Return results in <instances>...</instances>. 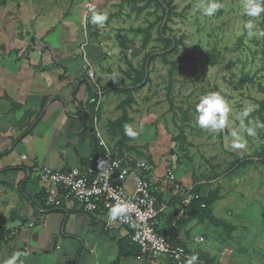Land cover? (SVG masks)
<instances>
[{
	"label": "crops",
	"instance_id": "obj_1",
	"mask_svg": "<svg viewBox=\"0 0 264 264\" xmlns=\"http://www.w3.org/2000/svg\"><path fill=\"white\" fill-rule=\"evenodd\" d=\"M95 1L94 6V0H0V213L6 210L5 217L0 218V264H6L17 252L23 253L24 264H173L166 258L148 261L142 254L129 255L131 243L122 251V245L131 241V233L110 221L103 210L88 215L71 203L60 210L45 203L36 162L59 172L75 168L87 171L100 152L91 132L92 114L88 110L97 89L84 70L82 44L88 43L86 52L95 64L100 102L103 97H114L117 103L120 96L108 90L117 83L116 79H122L123 71L114 68L110 58L113 50L107 49V41L100 39L106 36L107 28L91 21L94 12L105 9ZM31 22L32 35H28L26 26ZM263 103L236 122L234 128L245 147H231L234 174L243 165L245 170L237 177L253 183L249 195L254 197L247 205L250 214L237 215L233 224L227 223L209 236L195 232L199 227H195L196 217L201 216L198 213L187 212L186 217H179L180 201L167 185L168 173L175 174L184 188L198 187L201 197L215 201L222 199L221 187L210 191L206 186L222 181L223 175L213 178L214 172L208 173L194 158L186 161L198 166H182L180 156L186 149L180 146L181 142L173 146L176 136L165 120L153 110L143 112L137 98L129 110L132 122L125 126L131 125L138 135L128 136L127 146L134 150H123L124 161L132 167L133 174L138 172L137 164H145L142 176L153 186L158 207L163 209L159 233L169 243L186 248L192 256L219 262L220 254L232 249L235 254L226 258L225 264H264L263 148H259L262 157L258 153V145L264 142V112L262 116L258 113ZM114 104L115 101L101 105L99 116L93 115L99 124L108 114H119L120 102ZM245 128H251L253 134L249 135ZM105 135L109 136L106 131ZM191 143L195 142L187 139L185 147L197 151ZM200 143L203 149L205 145ZM143 146H149V151ZM223 188L227 189V185Z\"/></svg>",
	"mask_w": 264,
	"mask_h": 264
},
{
	"label": "rangeland",
	"instance_id": "obj_2",
	"mask_svg": "<svg viewBox=\"0 0 264 264\" xmlns=\"http://www.w3.org/2000/svg\"><path fill=\"white\" fill-rule=\"evenodd\" d=\"M133 1L98 0L99 4L105 7L101 13L107 15V20L100 24L107 28L106 36L100 39L107 41L105 46L107 49L113 50L110 52V58L113 60L114 68L123 71L121 80L126 84L131 83L125 76L126 72H133V68L141 67L147 54H160L164 48L159 41V28L162 23L155 25L163 16L162 8L156 4H147L144 0H137L136 3ZM166 1H172L176 6V15L168 25L167 34L177 39L182 38L184 44L179 52L168 58L170 62L182 60L180 69L173 77V110L168 100V87L172 80L169 75L171 66L166 65L160 57L149 64L150 83L139 91L141 93H133V97L138 99L141 107L143 106V112L153 110L160 119L165 120L173 135L178 137L183 130L187 139L195 142L191 144L197 148V151H189L188 146L185 147L186 145L180 141V146L186 149L183 152L185 154H180L182 166L188 169L200 163L199 166L207 168L208 173L214 172L213 178L223 175L222 181L218 180L212 186H206L210 191H216L221 187L222 199H216L211 203L213 216L220 219L221 225L216 227L210 220L201 216L196 217L195 221V227L199 226L195 231L196 234L200 235L203 232L209 236L227 223L233 224L237 215L250 214V206L247 205L254 197L253 194L249 195L253 183H247L245 179L237 177V173L244 172L243 165L234 174L231 130L236 127L238 120H242L241 113L246 108L250 107L252 109L250 113H253L260 103L264 102V37L249 35L248 30L244 28V24L251 21L253 33L264 30V12L258 17H249L243 10L245 0H218L223 7L209 17L198 11V5L202 2L207 3L208 0ZM96 3L94 0V6ZM151 26H153L152 37L143 50L141 48L143 35H135L133 31L148 29ZM124 36L135 42L127 51H123L119 45L120 38ZM115 50L119 51V55L115 54ZM213 91L219 92L231 109L228 126L219 133L201 129L196 123L198 115L196 104L199 98ZM125 99L126 95H120L117 103H122ZM114 101L115 106L116 98L103 97L100 105L105 106L107 102L110 104ZM239 106L244 110H240ZM121 116V111L119 114L112 112L106 119L100 121V130L110 146L112 141L115 142L117 138L118 141L121 136L111 137L108 125ZM105 131L109 136L105 135ZM200 142L205 145L203 149ZM115 146L112 148L116 154L119 152ZM259 148H263L264 152V142L258 145V153L262 157V150ZM143 149L148 152L149 146H143ZM241 155L243 158L247 157V154ZM186 158L192 160L194 158L197 164L186 161ZM236 160L240 159L236 158ZM217 165L222 168H217ZM244 181L246 183L241 185L240 182ZM224 184L227 185V189L223 188ZM251 209L253 210V207ZM230 212L232 214H229ZM4 213L6 210L0 213V218L5 217ZM231 241L233 239L229 240V243ZM212 262L217 263L214 260Z\"/></svg>",
	"mask_w": 264,
	"mask_h": 264
},
{
	"label": "built area",
	"instance_id": "obj_3",
	"mask_svg": "<svg viewBox=\"0 0 264 264\" xmlns=\"http://www.w3.org/2000/svg\"><path fill=\"white\" fill-rule=\"evenodd\" d=\"M87 47V42L81 46L84 70L90 82L97 91H100L95 64L86 52ZM97 111L98 109L96 113ZM93 129L100 152L93 157L91 167L87 171L75 168L69 172H59L48 166H39L36 162L38 177L45 190L46 205L51 209L60 210L64 205L71 203L84 214L91 215L103 210L108 215L113 205L125 202L131 206L127 213V222H123V217L114 222L130 231L131 241L139 248L141 254L148 261L163 257L173 264H187V260L192 257L188 250L169 243L159 233L163 209L158 207L153 186L142 176L141 170L146 168L145 164H137L138 172L133 174L132 167L119 154H115L106 141L96 115ZM131 182L132 185L129 187ZM167 185L171 186L173 196L180 201V218L186 217L187 212L196 207V204L200 203L203 210L208 208L201 202V196L194 191L195 187L184 188L172 172L168 173ZM200 242L203 243L204 239L202 238ZM234 254V250L226 249L220 254V261L217 263L197 258L195 264H225L224 260L233 257Z\"/></svg>",
	"mask_w": 264,
	"mask_h": 264
},
{
	"label": "trees",
	"instance_id": "obj_4",
	"mask_svg": "<svg viewBox=\"0 0 264 264\" xmlns=\"http://www.w3.org/2000/svg\"><path fill=\"white\" fill-rule=\"evenodd\" d=\"M147 2V4H156L158 7L162 8L163 11V16L160 17L156 24L157 25L159 22H161V26L159 28V41L161 44L164 45L163 51L160 54H147L143 60V64L141 67L138 68H133V72H126L125 76L131 81L130 84H126L124 80H118L116 79L117 83H113L109 86L108 90L116 92L118 95H126V99L120 103L119 105V110L122 112L121 118L117 119L114 122H111L109 126V133L111 137H116V135H120V139L116 143V149L119 152V156L124 158L123 150L126 151H133L134 149L128 148L127 144L130 142V138L124 133L125 125L128 123L132 122V119L129 118V110L132 108V106L135 104V99L133 97V93L139 92L142 89L146 87L147 84L150 83V78H149V64L154 63L156 59L159 57L163 59L164 63L166 65L171 66L169 70V75L172 78L170 85L168 87V100L172 106V110L174 107V100L172 99V93H173V86H174V81L173 77L176 74V72L180 69L179 65L182 63V60L179 59L175 62H170L168 58L172 56L173 54L179 52L180 47L183 46V40L182 38L177 39L175 36H168V31L169 27L168 25L172 21V18L176 15V6L172 1H166V0H144ZM137 0H134L133 3H136ZM166 20V23L164 24V21ZM153 29V26H151L148 29H136L134 30L135 35H143V42L141 45V48L143 50L146 49L148 46L150 39L152 37L151 30ZM135 42L134 40H130L127 37H122L119 40V45L123 49V51H127L130 46L134 45ZM76 94L73 95L75 99ZM100 96L98 95V91H96V94L92 95V98L90 102L88 103V110L91 112L92 116L89 118L90 123L93 127L94 124V117L93 115L96 114L99 116L100 114ZM13 108L16 109L17 106H15L14 103H12ZM96 109H98L96 113ZM264 112V103L259 110V114L262 116ZM35 127V126H33ZM182 142L185 145L187 144V139L186 136L181 130L180 134L178 137L173 139V146L178 142ZM10 152H6V154H9ZM194 191L199 194L198 187L194 188ZM200 195V194H199ZM214 200L211 198H204L201 197V202L205 203L208 208L206 210L201 209L200 203L196 204V208L198 210L197 215H201V217L210 220L216 227L220 226L221 221L217 220L212 213V210L210 209L211 203ZM190 212V211H189ZM188 215V213H187ZM223 224V223H222ZM0 229L3 230L1 227ZM130 243L132 244V250L129 251V255L135 254V255H140L141 251L137 246H135L132 241L126 242L124 245H122V251L125 250V246L129 248Z\"/></svg>",
	"mask_w": 264,
	"mask_h": 264
},
{
	"label": "clouds",
	"instance_id": "obj_5",
	"mask_svg": "<svg viewBox=\"0 0 264 264\" xmlns=\"http://www.w3.org/2000/svg\"><path fill=\"white\" fill-rule=\"evenodd\" d=\"M223 7V4L218 0H208L207 3H201L198 5V11L205 16H213L219 9ZM244 14L249 17H258L264 12V0H245L243 6ZM107 20V15L102 13L94 12L91 18L93 24L100 25ZM244 28L248 30L249 35H258L264 37V30H260L256 33L252 32L253 24L251 21L244 24ZM231 109L226 103L224 97L216 91L209 92L208 94L202 95L196 104V123L201 129L209 130L213 133H219L228 126V118ZM252 109L246 108L241 115L243 117L249 116ZM243 125V121H241ZM245 131L249 135L253 134L251 128H245ZM125 134L131 138H135L138 132L133 129L131 125L125 126ZM231 136L233 138L232 147L236 149L244 148L245 143L241 141L240 134L233 128L231 130ZM131 206L125 202H118L113 205L108 213L109 219L115 221L118 218L123 217V222H127V213L130 211ZM23 253H14L7 261L6 264H24L21 259ZM197 257L192 256L187 260V264H195Z\"/></svg>",
	"mask_w": 264,
	"mask_h": 264
},
{
	"label": "water",
	"instance_id": "obj_6",
	"mask_svg": "<svg viewBox=\"0 0 264 264\" xmlns=\"http://www.w3.org/2000/svg\"><path fill=\"white\" fill-rule=\"evenodd\" d=\"M166 21V20H165ZM34 25V22H31L29 26H26V30H27V33L28 35H32L31 32L29 31V28L30 26ZM115 54L119 55V51L118 50H115ZM91 132H94V129H91ZM198 213V210L196 207L192 208V210L190 211V215H193V214H197ZM3 238V233L0 232V240Z\"/></svg>",
	"mask_w": 264,
	"mask_h": 264
}]
</instances>
